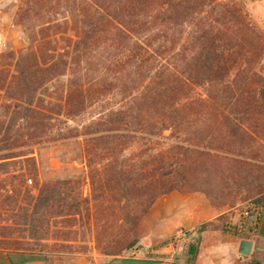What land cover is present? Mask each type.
Instances as JSON below:
<instances>
[{
	"label": "trees",
	"instance_id": "obj_1",
	"mask_svg": "<svg viewBox=\"0 0 264 264\" xmlns=\"http://www.w3.org/2000/svg\"><path fill=\"white\" fill-rule=\"evenodd\" d=\"M14 23L30 45L0 53V161L27 165L32 239L86 228L120 256L171 192L264 207V34L234 1L21 0ZM48 142L85 175L40 183Z\"/></svg>",
	"mask_w": 264,
	"mask_h": 264
},
{
	"label": "rangeland",
	"instance_id": "obj_2",
	"mask_svg": "<svg viewBox=\"0 0 264 264\" xmlns=\"http://www.w3.org/2000/svg\"><path fill=\"white\" fill-rule=\"evenodd\" d=\"M231 1L239 5L264 34V0ZM20 2L21 0H0V39L5 44L4 48H0L2 54L18 52L30 45L24 29L14 23ZM262 74L264 76V62ZM49 143L33 148L40 183L85 175L84 164L71 160L75 149L73 145ZM20 162L19 159L0 161V249L33 253L57 264H74L80 259L90 260L94 254L106 255L95 247V238L100 236L86 228L68 231L59 229L53 223L48 232L38 231L39 239H32V232L22 221L20 208L31 203L37 191L29 177H22L28 172L27 165ZM248 201L250 200L238 199L234 206ZM13 214L18 217L12 219ZM111 233L113 232H106L102 237ZM134 237L137 239L136 231ZM127 253L129 252H123L120 256Z\"/></svg>",
	"mask_w": 264,
	"mask_h": 264
},
{
	"label": "crops",
	"instance_id": "obj_3",
	"mask_svg": "<svg viewBox=\"0 0 264 264\" xmlns=\"http://www.w3.org/2000/svg\"><path fill=\"white\" fill-rule=\"evenodd\" d=\"M231 207H214L202 192L174 191L159 198L136 229V249L122 256L94 254L74 264H264V211L258 233L238 239L222 231V221ZM187 233L190 253H176L168 242ZM251 242L248 255L241 243ZM0 264H57L24 251L0 249Z\"/></svg>",
	"mask_w": 264,
	"mask_h": 264
},
{
	"label": "built area",
	"instance_id": "obj_4",
	"mask_svg": "<svg viewBox=\"0 0 264 264\" xmlns=\"http://www.w3.org/2000/svg\"><path fill=\"white\" fill-rule=\"evenodd\" d=\"M4 47L0 39V48ZM263 211L264 207L253 201L231 207L229 212L232 215L222 221V231L238 239L252 238L258 233ZM167 245L176 253H190L191 242L185 232L171 239Z\"/></svg>",
	"mask_w": 264,
	"mask_h": 264
},
{
	"label": "water",
	"instance_id": "obj_5",
	"mask_svg": "<svg viewBox=\"0 0 264 264\" xmlns=\"http://www.w3.org/2000/svg\"><path fill=\"white\" fill-rule=\"evenodd\" d=\"M250 247H251V242L249 241H243L241 243V254L243 255H248L249 254V251H250Z\"/></svg>",
	"mask_w": 264,
	"mask_h": 264
}]
</instances>
